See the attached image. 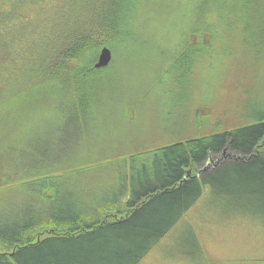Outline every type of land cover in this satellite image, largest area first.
<instances>
[{"label":"trees","instance_id":"1","mask_svg":"<svg viewBox=\"0 0 264 264\" xmlns=\"http://www.w3.org/2000/svg\"><path fill=\"white\" fill-rule=\"evenodd\" d=\"M141 1L7 0L3 7L0 0V140L14 138L9 117H18L26 95L48 106L47 94L62 92L72 98L69 111L74 125H80L87 92L110 68H95L97 56L103 46L125 42L139 22ZM26 4L44 9L45 18L32 28L31 16L19 12ZM195 10L189 20L193 28L173 62L177 88L186 82L193 92L191 80L206 54L239 33L252 47V57L264 60V0H197ZM245 117L232 128L181 135L131 154L140 159L130 165L125 160L103 198L92 191L63 192L55 184L57 173L78 167L75 157L67 160L69 166L66 157L35 166L6 143L0 150L1 185L25 192L0 212V264H138L200 194L199 181L189 172L209 155L247 160L229 162L207 180L264 214V113Z\"/></svg>","mask_w":264,"mask_h":264},{"label":"rangeland","instance_id":"2","mask_svg":"<svg viewBox=\"0 0 264 264\" xmlns=\"http://www.w3.org/2000/svg\"><path fill=\"white\" fill-rule=\"evenodd\" d=\"M48 4L43 5L49 12ZM196 5L197 0H142L137 7L139 22L128 31L125 42L105 45L113 53L110 68L92 85L95 90L86 93L81 124L74 125L75 116L69 111L72 98L62 92L47 94L48 106L36 95H26L18 117H9L16 127L14 138L5 142L2 137L0 150L9 143L35 166L62 157L68 163L75 157L78 167L57 173L60 179L55 184H61L63 192L92 191L103 198L105 187L118 181L125 160L130 165L140 159L132 155L181 135L200 136L241 125L249 112L264 113V60L252 57V47L242 33L233 42L210 49L191 80L193 92L186 82L177 88L173 62L179 57L181 41L193 28L189 20ZM19 12L31 16V28L45 18L44 9L37 5L26 4ZM144 157L150 159L149 154ZM81 161L85 164L79 165ZM2 182L0 176V212L25 192ZM259 228L264 232V227ZM185 230L191 240L192 231L184 223L170 231L183 234ZM170 231L172 238L163 243L168 245L160 253L148 254L160 259L159 264H264V252L247 248L228 249L204 262L197 253L180 252ZM233 243L245 241L237 236Z\"/></svg>","mask_w":264,"mask_h":264},{"label":"crops","instance_id":"3","mask_svg":"<svg viewBox=\"0 0 264 264\" xmlns=\"http://www.w3.org/2000/svg\"><path fill=\"white\" fill-rule=\"evenodd\" d=\"M229 162L246 163L247 160L235 154L209 155L203 164L196 165L190 170L189 174L194 172L199 181L201 192L167 232L169 233L177 224H186L189 231H192L191 240L187 230L183 234L170 231V234L176 235V248L182 253H194V255L197 253L204 262L208 261L209 256L219 255L228 249L247 248L264 252V232L259 228L264 227V214L232 194L215 190L207 180L211 173ZM193 228L196 229V233ZM167 233L151 247L138 264H141L143 260L142 264L160 263V259L154 260L148 254L160 253L162 246L168 245V242L163 245L165 240L172 238V235L169 236ZM237 236L245 243L234 244V237ZM166 252L170 253L169 250Z\"/></svg>","mask_w":264,"mask_h":264},{"label":"water","instance_id":"4","mask_svg":"<svg viewBox=\"0 0 264 264\" xmlns=\"http://www.w3.org/2000/svg\"><path fill=\"white\" fill-rule=\"evenodd\" d=\"M113 57V53L111 48L108 46H103L100 50V53L94 63L95 68H103L108 66L111 63ZM222 156H226V154H222Z\"/></svg>","mask_w":264,"mask_h":264}]
</instances>
